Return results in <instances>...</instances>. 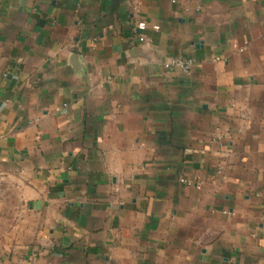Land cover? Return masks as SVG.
<instances>
[{
  "label": "crops",
  "instance_id": "1",
  "mask_svg": "<svg viewBox=\"0 0 264 264\" xmlns=\"http://www.w3.org/2000/svg\"><path fill=\"white\" fill-rule=\"evenodd\" d=\"M0 264H264V0H0Z\"/></svg>",
  "mask_w": 264,
  "mask_h": 264
},
{
  "label": "built area",
  "instance_id": "2",
  "mask_svg": "<svg viewBox=\"0 0 264 264\" xmlns=\"http://www.w3.org/2000/svg\"><path fill=\"white\" fill-rule=\"evenodd\" d=\"M136 26L140 30H144L146 28V23L141 21L138 22ZM154 28H158V26H154ZM138 39L143 42H150V39L142 33L138 35ZM193 63L194 59L190 57H173L165 61L163 66L166 69H177L182 73L188 74L192 69ZM217 171H220V167L217 169ZM180 182L186 183L188 185L191 184L190 180L186 178H181Z\"/></svg>",
  "mask_w": 264,
  "mask_h": 264
}]
</instances>
